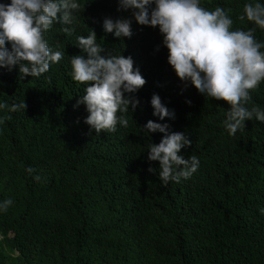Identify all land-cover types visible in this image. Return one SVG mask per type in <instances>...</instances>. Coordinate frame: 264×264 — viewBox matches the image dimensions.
I'll use <instances>...</instances> for the list:
<instances>
[{
	"label": "trees",
	"instance_id": "1",
	"mask_svg": "<svg viewBox=\"0 0 264 264\" xmlns=\"http://www.w3.org/2000/svg\"><path fill=\"white\" fill-rule=\"evenodd\" d=\"M77 2L73 35L61 24L45 34L49 47L64 53L59 64L39 78L21 77L19 66L0 69V103L27 104L17 112L0 109V119L11 117L0 123V202L13 201L0 211V264H264V186H248L264 175V123L246 121L230 135L224 126L230 105L179 79L158 27L139 25L132 10H118V0ZM200 3L230 10L232 30L255 27L264 43V30L244 13L245 4L264 0ZM106 17L131 20V38L106 33ZM91 29L108 53L131 56L147 81L134 94L140 107L126 114L128 127L98 136L84 123L86 106L76 107L85 85L72 79L70 63L83 54L77 37ZM154 94L175 119L153 115ZM251 96L264 109V82ZM185 101L198 117L180 114ZM149 120L191 139L180 153L200 161L189 179L165 186L148 171L159 169L148 161V145L163 137L142 129Z\"/></svg>",
	"mask_w": 264,
	"mask_h": 264
},
{
	"label": "clouds",
	"instance_id": "2",
	"mask_svg": "<svg viewBox=\"0 0 264 264\" xmlns=\"http://www.w3.org/2000/svg\"><path fill=\"white\" fill-rule=\"evenodd\" d=\"M118 10H132L139 25L159 28L163 45L168 49V63L182 82H191L200 94L230 105L224 126L235 136L243 131L246 121L253 119L264 123V109L252 102V91L264 82V43L255 38L256 28L232 30L233 20L228 11L217 6L209 11L200 0H118ZM82 6L77 0H11L0 3V69L13 70L19 66L21 77H36L59 64L64 53L49 47L45 34L54 24H61V31L73 35L75 13ZM247 20L264 30V4L244 5ZM245 15L239 17L245 19ZM131 20L106 17L103 28L116 38H131ZM77 47L82 55L71 57L72 79L85 85L76 107L86 106L84 123L97 136L115 133L117 125L128 127L127 113L140 107L138 93L147 83L131 56L114 55L97 43V34L91 29L87 36H78ZM10 45V49L8 47ZM185 101L180 107L184 117H198L195 107ZM250 105V106H249ZM153 115L160 120L175 119L174 110L166 107L159 95L151 98ZM21 100L10 108L0 103V109L10 112L25 110ZM11 117L5 116L0 123ZM168 124L149 120L142 129L147 133H163L161 141L148 145L149 162H158L159 169L149 167L166 186L189 179L199 168V159L180 155L192 146L191 139L181 132L169 131ZM31 174L35 169L29 167ZM34 179L39 181L40 176ZM250 189L264 186V175L249 185ZM264 200V197L262 198ZM11 199L0 202V211L6 212ZM264 215V208L260 209Z\"/></svg>",
	"mask_w": 264,
	"mask_h": 264
}]
</instances>
